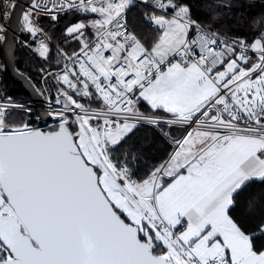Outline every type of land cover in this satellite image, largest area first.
I'll use <instances>...</instances> for the list:
<instances>
[{
    "label": "snow or ice",
    "instance_id": "obj_1",
    "mask_svg": "<svg viewBox=\"0 0 264 264\" xmlns=\"http://www.w3.org/2000/svg\"><path fill=\"white\" fill-rule=\"evenodd\" d=\"M130 2L32 0L20 12L34 37L41 15L83 19L66 29L79 50H58V130L0 102V264H264L230 214L249 181H264V32L228 42L181 0H152L147 44L129 30ZM17 7L3 0L0 20ZM36 50L49 58L43 41ZM145 123L174 148L138 177L121 149Z\"/></svg>",
    "mask_w": 264,
    "mask_h": 264
},
{
    "label": "trees",
    "instance_id": "obj_2",
    "mask_svg": "<svg viewBox=\"0 0 264 264\" xmlns=\"http://www.w3.org/2000/svg\"><path fill=\"white\" fill-rule=\"evenodd\" d=\"M146 2L152 4V0ZM181 2L189 7L191 18L201 27L229 41L242 40L251 43L261 32H264V27L257 23L264 20V0H181ZM146 14L150 15V10L136 6L128 12L127 20L130 28L145 43L150 44L158 33L145 18ZM80 17V14L72 15L64 25L69 22L74 23ZM57 21L58 18L53 20L51 16L45 15H41L36 21L47 33L46 35L50 34V38H45L40 33L34 37L28 31H24V28H19V34L15 38L17 42L15 68L36 88L37 86L39 88V80L47 70L57 68L55 61L61 59L58 54L59 49L69 54L79 50V44L70 42L69 36L64 35L65 28L54 27ZM41 41H48L46 43L50 49L49 62L40 59L36 51ZM1 56L3 59L2 52ZM0 97L27 98L22 86L16 84L6 70L2 72ZM140 107L142 111L147 109L144 104ZM15 113L18 120L26 121L30 116L24 112L15 111ZM171 134L179 136L177 131H171ZM171 151L172 145L157 130L146 125H138L132 133H129L121 149L122 153L135 156L132 166L138 177L166 160ZM230 214L246 233L253 235L256 247L264 248V233L260 232V226L264 225V181H249L236 197Z\"/></svg>",
    "mask_w": 264,
    "mask_h": 264
},
{
    "label": "built area",
    "instance_id": "obj_3",
    "mask_svg": "<svg viewBox=\"0 0 264 264\" xmlns=\"http://www.w3.org/2000/svg\"><path fill=\"white\" fill-rule=\"evenodd\" d=\"M2 2H3V0H0V3H2ZM45 2H47V0H45ZM136 6H143L150 11L153 10V8L151 7V4L147 3L146 0H131L130 6L127 10V14L130 10H132ZM146 15H149V14H146ZM146 15H145V18H146ZM7 21L0 20V27L3 28V30L0 31V37H3V39H0V82L2 80V72L5 70L4 61H3L2 56H1V44L4 40L5 23ZM129 30L133 31L130 28V26H129ZM221 38L225 39L224 37H221ZM225 40H227V39H225ZM227 41L232 42L229 40H227ZM43 42L46 43L45 41H43ZM66 62H67L66 60L62 61L57 68L52 69V70H48L41 76V78L39 80V84H40L39 85V91L37 89V91H38V93L42 99V102L40 104L33 102L27 96H26L27 98H25V99L11 98V101L14 102V104L23 106L22 108H16L15 111L29 113L31 116H33L31 123H29L30 127L35 128V129H44V128L49 127V126L59 124L58 118H56L53 115H50V113H52L56 110H60L62 108L61 105H57L55 103L56 98H57V87H59V85H58L57 81L54 79V76L62 71L63 66ZM48 73H52V75H48ZM48 80L50 81L51 84L48 83ZM41 92H43V95H41ZM7 98H9V97H0V102H4ZM92 107L95 108L97 106H92ZM28 110H30V111H28ZM40 112L45 113L48 117V119L41 122V124H39V113ZM139 125H146V126H150V127L154 128L169 142V140L162 134L160 129L158 127H156L155 125H150V124H146V123L145 124H139ZM164 131H170L171 132L172 129L165 126ZM175 131H177L179 133V136H180L183 129H177ZM171 145H172V151H173L174 145L173 144H171Z\"/></svg>",
    "mask_w": 264,
    "mask_h": 264
},
{
    "label": "water",
    "instance_id": "obj_4",
    "mask_svg": "<svg viewBox=\"0 0 264 264\" xmlns=\"http://www.w3.org/2000/svg\"><path fill=\"white\" fill-rule=\"evenodd\" d=\"M18 5L15 10V14L10 20L5 23V35L4 40L1 44V52L3 55V61L5 70L8 72L10 78L16 83L22 86L27 97H29L33 102L40 104L42 102L41 96L39 95L37 89L33 84L28 80V78L17 71L15 68V53L17 48V42L15 38L19 34V15L21 11H25V8L32 3V0H16ZM48 117L45 113H39V124L44 120H47ZM59 124L46 127L44 129H38L40 131L49 132L58 130Z\"/></svg>",
    "mask_w": 264,
    "mask_h": 264
},
{
    "label": "rangeland",
    "instance_id": "obj_5",
    "mask_svg": "<svg viewBox=\"0 0 264 264\" xmlns=\"http://www.w3.org/2000/svg\"><path fill=\"white\" fill-rule=\"evenodd\" d=\"M30 5H31V4H30ZM30 5H29V6H30ZM29 6H27V7L25 8V11L28 10V7H29ZM152 11H153V10L150 11L151 14H152ZM76 14H79V13L72 12V11H70V12L59 13V14H58V21L55 23L54 27H56V26H60L61 28H65L64 31H63V33H64V35L68 36V35H67V32H66V29H67L68 27H70L71 25H73V24L79 22L81 19H83V17L81 16L80 19H79L78 21H76V22H74V23L69 22L68 24L64 25V23H65L66 21H69V17H70V16H72V15H76ZM19 28H22V29L24 28L21 22H20ZM42 30H43V31H42L40 34H42V36H45V38H47V37L50 38V34L46 35L47 33H45L44 29H42ZM24 31H27V30L24 28ZM69 38H70V40H71L70 42H72V43H77V42L74 41L70 36H69ZM46 42H48V41H46ZM47 44H48V43H47ZM77 44H78V43H77ZM36 49H37V48H36ZM36 51H37V50H36ZM37 53H38V51H37ZM38 55H39V53H38ZM39 58L42 59V60H44L45 62H49V60H50L49 58H48V59H45L44 57H41L40 55H39ZM62 61H65V59L62 58V57H61V59L56 60V61H55L56 66L58 67ZM51 70H52V69H51ZM47 71H48V70H47ZM48 83L51 84L49 80H48ZM36 89L39 90L38 86H37ZM26 114H29V113H26ZM29 115H30V114H29ZM32 119H33V116L30 115V116H28V117L26 118V121L29 123L30 120H32Z\"/></svg>",
    "mask_w": 264,
    "mask_h": 264
},
{
    "label": "crops",
    "instance_id": "obj_6",
    "mask_svg": "<svg viewBox=\"0 0 264 264\" xmlns=\"http://www.w3.org/2000/svg\"><path fill=\"white\" fill-rule=\"evenodd\" d=\"M253 180H260L259 178H254Z\"/></svg>",
    "mask_w": 264,
    "mask_h": 264
},
{
    "label": "bare ground",
    "instance_id": "obj_7",
    "mask_svg": "<svg viewBox=\"0 0 264 264\" xmlns=\"http://www.w3.org/2000/svg\"><path fill=\"white\" fill-rule=\"evenodd\" d=\"M40 85V84H39ZM34 86V85H33ZM35 87V86H34ZM36 88V87H35Z\"/></svg>",
    "mask_w": 264,
    "mask_h": 264
}]
</instances>
